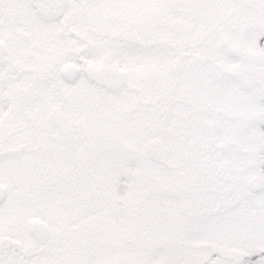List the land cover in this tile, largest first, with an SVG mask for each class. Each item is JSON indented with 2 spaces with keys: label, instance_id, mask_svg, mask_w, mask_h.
<instances>
[{
  "label": "snow or ice",
  "instance_id": "obj_1",
  "mask_svg": "<svg viewBox=\"0 0 264 264\" xmlns=\"http://www.w3.org/2000/svg\"><path fill=\"white\" fill-rule=\"evenodd\" d=\"M0 264H264V0H0Z\"/></svg>",
  "mask_w": 264,
  "mask_h": 264
}]
</instances>
